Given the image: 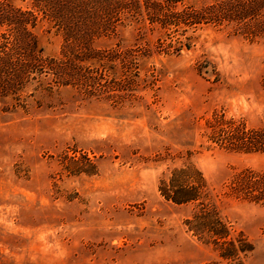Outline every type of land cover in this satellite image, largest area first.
Masks as SVG:
<instances>
[{"label":"rangeland","instance_id":"374dc122","mask_svg":"<svg viewBox=\"0 0 264 264\" xmlns=\"http://www.w3.org/2000/svg\"><path fill=\"white\" fill-rule=\"evenodd\" d=\"M195 1L0 0V264H264V0Z\"/></svg>","mask_w":264,"mask_h":264},{"label":"trees","instance_id":"16d2710c","mask_svg":"<svg viewBox=\"0 0 264 264\" xmlns=\"http://www.w3.org/2000/svg\"><path fill=\"white\" fill-rule=\"evenodd\" d=\"M206 1L207 0H203L202 3L198 4L200 9L205 8V6L208 4V3L204 4ZM210 1L211 0H209V2ZM221 1L222 0H220V2ZM246 3H247V0H232V1L227 0V2L225 3L226 6H224V8L223 7L220 8L221 12H223V17H220V18H223V19L222 21L220 20L219 22L226 23L227 26L231 25L232 27L233 26L240 27V25L237 22V20L243 21L240 18L253 20V21L257 20L256 23H258V17L256 16V13L259 11L260 8H262L263 2H261V0H255L254 3L256 4L252 3V5L257 8L253 13H251L248 9L255 8V7H250V5L247 6L245 5ZM241 26H247V25L243 23ZM256 26H258V24ZM174 188H175V191H173L172 193H169L166 191L165 187H161L160 191H161L162 197H164L165 200L173 202L178 205H182L189 201L196 200L194 195H188V193H186L183 189H179V187H174Z\"/></svg>","mask_w":264,"mask_h":264}]
</instances>
